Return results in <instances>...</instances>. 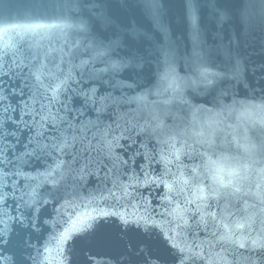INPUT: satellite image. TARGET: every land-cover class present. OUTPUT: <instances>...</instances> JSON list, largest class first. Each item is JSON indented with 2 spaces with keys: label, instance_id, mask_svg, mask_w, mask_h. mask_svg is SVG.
Wrapping results in <instances>:
<instances>
[{
  "label": "snow or ice",
  "instance_id": "6c2138e0",
  "mask_svg": "<svg viewBox=\"0 0 264 264\" xmlns=\"http://www.w3.org/2000/svg\"><path fill=\"white\" fill-rule=\"evenodd\" d=\"M113 3L122 33L97 12ZM172 6L191 40L183 65L137 38L166 36ZM206 18L221 25L211 43ZM98 21L111 38L93 34ZM225 21L238 25L234 40ZM242 35L264 47V0H0V264H44L50 241L36 221L48 205L63 221L58 264H73L77 245L83 264L96 249L108 264H168L154 234L171 264H264V127L228 155L214 128L264 113V85L257 97L245 67L232 84L245 100L222 95L208 122L184 95L232 83ZM221 55L227 70L211 71Z\"/></svg>",
  "mask_w": 264,
  "mask_h": 264
},
{
  "label": "water",
  "instance_id": "95a60500",
  "mask_svg": "<svg viewBox=\"0 0 264 264\" xmlns=\"http://www.w3.org/2000/svg\"><path fill=\"white\" fill-rule=\"evenodd\" d=\"M97 12L102 16H107L109 12L112 13L114 17L111 20V24L115 27L117 32H123L124 29L121 28L120 24L124 19V15L120 10L118 3H113L110 8L98 9ZM134 26V22L129 21ZM215 28L216 31H220L221 25L215 24L210 18H206L204 21V30L208 33V43L212 42V36L215 33L212 32V29ZM238 30V25L234 21L231 24L227 21L223 22V32L222 35L231 36L233 40ZM91 31L93 34L99 36L101 34L108 35L112 37V27L108 24H105L103 21H98L93 23ZM137 38L143 40V47L145 49L149 48L151 44L152 49L159 48L160 46H170L171 48L177 50L178 55L177 59L181 65H183V60L186 58V50L191 51V40L188 35L184 25L182 24L178 7L172 6L170 12V24L167 26V35L165 36L163 32L154 31V33L145 35L144 30L137 29ZM217 44L220 43L219 40L216 41ZM224 44L227 45V39H224ZM241 57L239 66H233L230 70V77L232 79L231 84H225L223 87L220 86L219 82L215 85V91H212L213 85H204L201 84L197 87H187L185 88L184 95L188 97L190 104L195 108L201 109L199 113H196L195 120L208 122L212 113L209 111L212 108L213 103L216 99H219L222 95L227 97L226 102L231 104L233 99L237 101L245 100V89L237 90L232 86L235 79H243L245 74V67L247 70V77L252 83L255 89V95L259 97L260 89L258 85H264V47L261 46V42H258L255 37H249L245 39L242 35L241 37ZM153 61V66H154ZM97 67H104L103 64H98ZM227 70L226 62L223 55L216 61V68L211 69V71H216L217 69ZM183 74V73H182ZM233 93H236L234 96ZM252 91H247V96H252ZM156 99L155 94L148 98L146 103L151 106L153 101ZM248 103H259V99L252 101L248 100ZM135 107V105L133 106ZM189 119L192 120L193 117L189 115ZM264 121V113L249 112L245 116H240L239 112L231 116L228 120H224L222 123L214 125L216 130L217 138L225 144L226 152L225 154H243V145L248 141L252 140L257 134L260 128L264 127V124L261 123ZM159 165H153V168H159ZM162 193L163 189H159ZM154 204L153 207H156L159 204V197L153 193ZM110 210V209H109ZM159 210V209H158ZM123 211V209H120ZM129 212L133 211L128 209ZM141 212L144 211L143 208L140 209ZM259 211V210H258ZM261 217L264 218V212L261 213ZM39 224V231L36 232L37 236H43L44 241H50L49 243V252L45 253L47 260L44 261V264H58L59 256L57 253L56 241L52 239L54 234V225L56 223H63L60 217L55 213L51 205H48L45 212L40 216V219L36 221ZM154 243V252L163 256L168 260V264H171L170 257L164 251V245L161 242L162 238H158L156 234L153 235ZM36 241H34L35 243ZM80 246H76V251L73 255V264H83V257L79 251ZM98 256L93 259V264H108V259L105 249H96ZM222 264V262H219Z\"/></svg>",
  "mask_w": 264,
  "mask_h": 264
}]
</instances>
